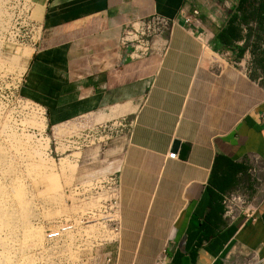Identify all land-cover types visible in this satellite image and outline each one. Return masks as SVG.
<instances>
[{
	"label": "crops",
	"instance_id": "0c3cea01",
	"mask_svg": "<svg viewBox=\"0 0 264 264\" xmlns=\"http://www.w3.org/2000/svg\"><path fill=\"white\" fill-rule=\"evenodd\" d=\"M260 1L250 0L246 13L239 10L242 0L34 5L42 34L26 62L21 95L42 105L53 126L87 117L98 120L93 128L131 117L113 147L85 149L73 175L79 183L120 174L118 264L161 258L165 264H229L252 253L257 262L251 264H258L264 255V183L251 198L257 200L253 217L230 220L222 202L248 171L264 176V79L242 60L254 34H262L259 13L248 15ZM195 9L200 23H186ZM154 14L173 22L167 52L131 57L120 45L123 28ZM233 17L240 37L224 42L220 34ZM172 151L177 159L168 157ZM71 159L63 160L64 170L75 164ZM227 160L238 169L221 168Z\"/></svg>",
	"mask_w": 264,
	"mask_h": 264
},
{
	"label": "rangeland",
	"instance_id": "374dc122",
	"mask_svg": "<svg viewBox=\"0 0 264 264\" xmlns=\"http://www.w3.org/2000/svg\"><path fill=\"white\" fill-rule=\"evenodd\" d=\"M26 1L33 7L39 2ZM24 2L0 0V264H34L39 259L35 253L43 242L27 245L43 241L51 226L61 225L69 214L76 213L68 209L69 188L74 184L82 152L93 147H113L116 142L97 133V125L91 128L98 120L85 117L53 126L40 114L43 110L28 106L30 99L21 95L19 85L35 44L30 37L31 25L25 20ZM260 26L262 34H254L251 51L242 60L252 74L264 79V24ZM11 32L19 33L16 39L12 40ZM126 123H131L130 116ZM125 133L126 130L119 135ZM73 153L75 159L69 156ZM65 158L75 162L66 170L62 167ZM53 178L55 188L50 183ZM263 183L264 176L260 178L252 169L228 193L241 191L252 198L256 187ZM254 256H234L229 264L257 262ZM263 258L264 255L256 258L258 264Z\"/></svg>",
	"mask_w": 264,
	"mask_h": 264
},
{
	"label": "built area",
	"instance_id": "2783aa9c",
	"mask_svg": "<svg viewBox=\"0 0 264 264\" xmlns=\"http://www.w3.org/2000/svg\"><path fill=\"white\" fill-rule=\"evenodd\" d=\"M23 6L26 11L25 20L33 31L30 37L36 45L41 38L42 26L32 17L33 5L25 0ZM198 14L199 11L196 9L192 14H187L186 23L195 21L199 24ZM172 25L170 19L158 14L132 20L123 28L120 45L129 48L133 58L151 54L163 55L170 43L166 33ZM13 32L10 33L12 40L19 35L18 32L15 34ZM27 103L32 109L43 110L47 117V110L42 105L31 100ZM130 125L131 123L129 126L126 123V118H122L114 122L100 123L96 130L97 133H104L108 140H115L120 136L119 133L123 134ZM168 157L177 159L178 152L172 151ZM121 192L122 180L119 173H110L71 187L69 193L73 195L69 196V207L80 209H71L76 213L69 214L67 216L69 218L56 227H60L61 232L52 231L51 228L46 232L44 242L35 253L39 262L36 261L34 264H118V246L122 231ZM255 201V198L251 199L247 193L241 191L228 193L224 195L222 201L224 215L230 220H236L240 215L253 217L254 212L249 210ZM92 202L96 205L89 207ZM82 207L84 210H81ZM260 262L264 263V258ZM165 263V259L162 258L156 262Z\"/></svg>",
	"mask_w": 264,
	"mask_h": 264
},
{
	"label": "trees",
	"instance_id": "16d2710c",
	"mask_svg": "<svg viewBox=\"0 0 264 264\" xmlns=\"http://www.w3.org/2000/svg\"><path fill=\"white\" fill-rule=\"evenodd\" d=\"M250 6H253V3L250 2V0H242L241 4L239 5V10H242V11L244 10L245 13H246V11L248 12V10H249L248 8ZM257 12L259 13V18H258L259 19V21H258L259 24H261V23L264 24V0H261L259 2L258 7H256L255 9H252V11H250L248 13V15L250 16V18H252V17H254L256 15ZM236 19H237L236 17H233L232 20H231V25L229 26V28L225 29L220 34V37L223 39L224 42L227 41L226 39L229 36H230L229 38H231V37H234V38L240 37V35L237 34L238 28L234 27V23L236 22ZM244 53H245L244 51L243 52H239V57L243 56ZM217 164H218V162H217ZM223 167H227L228 169H231V168L238 169L237 165L235 163H233L232 161H230V160H227L224 163H222L221 164V168H223ZM238 167H239V170L243 169L242 165L238 166ZM225 178H227V177L225 176ZM227 180H228V178H227ZM221 184H223V183H221Z\"/></svg>",
	"mask_w": 264,
	"mask_h": 264
},
{
	"label": "bare ground",
	"instance_id": "6f19581e",
	"mask_svg": "<svg viewBox=\"0 0 264 264\" xmlns=\"http://www.w3.org/2000/svg\"><path fill=\"white\" fill-rule=\"evenodd\" d=\"M42 116L44 115L42 112L40 113ZM60 126V125H59ZM60 128V127H59ZM37 154H39V153H37ZM40 155V154H39ZM85 182V181H84ZM50 183L53 185V187L55 188L56 186H57V182H56V179L55 178H53V179H51L50 180ZM75 185V183L71 186V187H73ZM70 187V188H71ZM69 188V189H70ZM65 195V194H64ZM73 194H71V193H69V196H72ZM67 196V195H66ZM67 198V197H66ZM64 202H65V200H64ZM94 205H96L94 202H92L90 205H89V207H93ZM74 209H76V210H79L80 208L79 207H73ZM73 208H71V207H69L68 209L70 210V209H73ZM65 209V211L67 210L66 208H64ZM81 210H84V208L82 207L81 208ZM68 211V210H67ZM57 226H55V228H56ZM92 227V226H91ZM51 229H52V231H57V230H59L60 232H61V228L59 227V228H54V226H51L50 227ZM66 230V229H65ZM67 234H68V232H67ZM44 240H45V237H44ZM44 240L43 241H39V242H35V243H31V244H28L27 246H35V245H40L42 242H44ZM26 246V247H27ZM24 250H25V248H24ZM38 260V259H37ZM36 260V261H37ZM36 261H34V262H36ZM30 264H32V263H30Z\"/></svg>",
	"mask_w": 264,
	"mask_h": 264
},
{
	"label": "water",
	"instance_id": "95a60500",
	"mask_svg": "<svg viewBox=\"0 0 264 264\" xmlns=\"http://www.w3.org/2000/svg\"><path fill=\"white\" fill-rule=\"evenodd\" d=\"M180 145L179 141H175L174 145H173V149H177Z\"/></svg>",
	"mask_w": 264,
	"mask_h": 264
}]
</instances>
